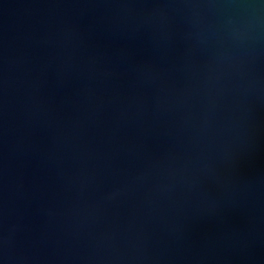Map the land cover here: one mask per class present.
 <instances>
[{"label": "water", "instance_id": "obj_1", "mask_svg": "<svg viewBox=\"0 0 264 264\" xmlns=\"http://www.w3.org/2000/svg\"><path fill=\"white\" fill-rule=\"evenodd\" d=\"M0 264H264V0H0Z\"/></svg>", "mask_w": 264, "mask_h": 264}]
</instances>
